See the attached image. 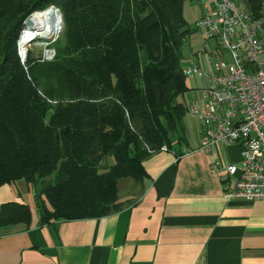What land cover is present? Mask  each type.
Masks as SVG:
<instances>
[{
	"label": "trees",
	"instance_id": "1",
	"mask_svg": "<svg viewBox=\"0 0 264 264\" xmlns=\"http://www.w3.org/2000/svg\"><path fill=\"white\" fill-rule=\"evenodd\" d=\"M186 1L0 0V184L36 189L38 224L113 213L119 179L140 182L161 146L181 155ZM236 1L259 13L258 0ZM50 6L62 25L53 58L25 72L18 32ZM30 221L25 203L0 204V227Z\"/></svg>",
	"mask_w": 264,
	"mask_h": 264
},
{
	"label": "crops",
	"instance_id": "2",
	"mask_svg": "<svg viewBox=\"0 0 264 264\" xmlns=\"http://www.w3.org/2000/svg\"><path fill=\"white\" fill-rule=\"evenodd\" d=\"M196 4L194 18L204 9ZM187 114L181 155L164 147L142 160L141 181L113 213L38 224L36 189L23 179L0 184V204L22 202L31 213L27 226L0 227V264H264V201L222 195V165L239 163L238 145L203 152Z\"/></svg>",
	"mask_w": 264,
	"mask_h": 264
},
{
	"label": "built area",
	"instance_id": "3",
	"mask_svg": "<svg viewBox=\"0 0 264 264\" xmlns=\"http://www.w3.org/2000/svg\"><path fill=\"white\" fill-rule=\"evenodd\" d=\"M195 1L204 9L194 19V31L213 42L217 56L211 61L207 54V73L192 61L180 67L185 76L207 82L187 106L200 125L198 148L207 153L213 145L237 144L239 163L222 165V195L225 200L264 201V0H258V14L236 0ZM213 160L209 168L216 172L220 162Z\"/></svg>",
	"mask_w": 264,
	"mask_h": 264
},
{
	"label": "rangeland",
	"instance_id": "4",
	"mask_svg": "<svg viewBox=\"0 0 264 264\" xmlns=\"http://www.w3.org/2000/svg\"><path fill=\"white\" fill-rule=\"evenodd\" d=\"M193 6H197L195 0L186 1L183 4L182 16L186 21V25L188 26L190 33L185 37V39L181 42L179 53H180V65H185L189 61L196 63L199 68L204 72H209V62L206 60L207 54L211 53V61L213 59H217L216 51H214L213 42L206 40L204 41L199 34L194 31L193 22H194V9ZM30 16V15H29ZM29 16L25 19L28 20ZM60 16V14H59ZM61 20V18H60ZM25 21L22 22V27L18 32V36L16 39V54L19 57L20 64L23 67V70L26 72L27 66L29 64L41 63L43 61H49L53 58L54 55V47L53 44L60 38L61 29L53 35H50L48 38H35L34 40H29L26 42L25 48L22 50L19 49L18 41L21 36L23 38L30 32L25 33L26 25ZM62 27V25H61ZM25 33V34H24ZM34 35H30L31 37ZM28 38V37H27ZM224 58L227 59V54L223 53ZM185 86L187 87V91L182 95L176 97V101H180L188 106L190 103H193L198 99L197 90L207 84L204 77L197 75H186L184 79ZM186 114L184 121L186 127L189 128ZM190 136V131H188ZM191 141L190 137L188 138ZM110 162L109 158H105L102 160V163L106 164ZM134 182L129 178H122L118 180V191L117 195L121 198L124 194L131 190Z\"/></svg>",
	"mask_w": 264,
	"mask_h": 264
},
{
	"label": "bare ground",
	"instance_id": "5",
	"mask_svg": "<svg viewBox=\"0 0 264 264\" xmlns=\"http://www.w3.org/2000/svg\"><path fill=\"white\" fill-rule=\"evenodd\" d=\"M25 25V33H30H28L25 38H23L22 35L18 41L20 50L25 48L30 35H34V37L31 36V40H34L35 38H48L50 35L58 32L61 29V20L58 11L50 6L38 14L31 15L28 20L25 21Z\"/></svg>",
	"mask_w": 264,
	"mask_h": 264
},
{
	"label": "water",
	"instance_id": "6",
	"mask_svg": "<svg viewBox=\"0 0 264 264\" xmlns=\"http://www.w3.org/2000/svg\"><path fill=\"white\" fill-rule=\"evenodd\" d=\"M25 21V20H24Z\"/></svg>",
	"mask_w": 264,
	"mask_h": 264
}]
</instances>
